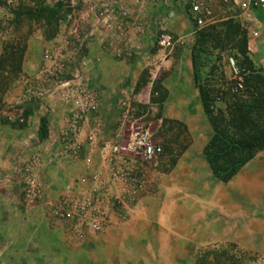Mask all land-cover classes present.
<instances>
[{
  "label": "rangeland",
  "instance_id": "obj_1",
  "mask_svg": "<svg viewBox=\"0 0 264 264\" xmlns=\"http://www.w3.org/2000/svg\"><path fill=\"white\" fill-rule=\"evenodd\" d=\"M55 1L0 0V161L8 157L9 143L19 138L13 131L28 126V117L23 127L19 124L24 121L18 120L32 112V103L19 102L32 97L24 69L34 58L42 61L50 49L45 39L55 29L51 23L55 17L43 7ZM216 14L222 19L215 29L237 26L230 46L237 47L250 30L258 31L246 52L252 67L264 74V10L253 12L248 21L226 17L219 10ZM226 19L229 22H222ZM149 25L150 44L141 58L145 65L135 95L116 111L119 134L112 142L122 156L123 198L112 197L109 224L92 231L80 217L65 219L62 205L53 202L46 210L54 228L46 231L29 212L39 198L28 196L27 166L16 171L0 168V179L12 172V177L0 181V264H264V148L231 179L222 181L212 174L202 154L212 128L194 81L195 29L179 8ZM217 30H211L213 37H219ZM161 33L175 41L172 49L163 50L162 59L156 56ZM206 39L197 61L198 82L229 90L232 80L239 78L244 89L245 79L228 56L231 50ZM63 42L68 54L76 41L68 37ZM135 132H146L162 152L145 158L129 150ZM82 186L81 196L96 192L89 182Z\"/></svg>",
  "mask_w": 264,
  "mask_h": 264
},
{
  "label": "crops",
  "instance_id": "obj_2",
  "mask_svg": "<svg viewBox=\"0 0 264 264\" xmlns=\"http://www.w3.org/2000/svg\"><path fill=\"white\" fill-rule=\"evenodd\" d=\"M104 1L107 0H79L76 3L78 7H87L94 2L99 7ZM121 2L129 10V19L126 20L130 25L127 22L125 24L127 30L123 33L97 30L85 43L83 55L87 57V64L81 67V77L91 90L98 92L99 100L95 110L88 117L81 116L76 126H71V119L80 98L76 95L71 101H66L63 95L67 85L74 82L71 79L72 71L66 69L59 77H48L42 73L40 62L48 65L50 61L40 59L38 63L37 58L24 69L29 74L28 89L32 91V97H21L19 102L32 103V112L27 116L28 126L13 131L19 134V138L9 143L8 157L0 161V168L11 171L23 166L29 168V183L34 184L39 193L41 190V195L36 197L39 199L35 200L29 212L37 217L40 224L44 223L46 231L54 228L48 223L49 213L46 209L49 204L55 202L65 207L69 202L81 201L79 191L83 186L80 179L84 176L86 178L88 175L90 180L97 177L100 193L109 195L110 199L115 196L123 198L119 191L122 156L112 142V137L119 134L115 125L120 116L116 111L120 103L125 105L126 100L135 95L134 90L145 65H142L141 58L147 50L145 46L150 44L149 24L159 20L160 16L164 17V12L155 5H144L140 0ZM60 3V12L55 15V21L51 22L55 29L45 41L54 54L56 49H63L58 56L64 59L67 54L64 53L66 45L63 41L70 36L66 35V28L60 22L63 10L68 8ZM52 5L54 3L49 6ZM137 19L141 27L132 28V23L136 25ZM91 22L93 20L87 26L82 23L80 35L91 27ZM163 50L161 47L157 50L156 56L160 59L164 55ZM37 90H40L39 95L35 94ZM43 116H46L48 122L47 136L39 140L40 120ZM95 123L99 133L95 147L90 148L86 143V132ZM89 157L91 160L88 162ZM129 158L133 161L132 155ZM10 170L2 175L1 182L6 181V177H12ZM110 205L106 204V208L109 209Z\"/></svg>",
  "mask_w": 264,
  "mask_h": 264
},
{
  "label": "built area",
  "instance_id": "obj_3",
  "mask_svg": "<svg viewBox=\"0 0 264 264\" xmlns=\"http://www.w3.org/2000/svg\"><path fill=\"white\" fill-rule=\"evenodd\" d=\"M68 8L63 10L60 22L66 28L67 34L74 37L75 43L73 48L68 52L64 59L59 58L61 48L55 50V54L46 50L43 54V60L50 61L48 65L42 64V73L48 77H59L66 69L72 71L74 82L72 85H67L63 95L64 99L71 101L76 95L80 101L78 107L71 119V126H76L81 116L88 117L89 113L95 110L99 94L95 90H91L87 82L81 77V67L87 64L86 57L83 55L85 51L86 40L91 37L97 30H115L123 33L127 30L126 19H129V10L121 0H107L100 3L98 7L94 2L87 7H78L79 0H59ZM82 1V0H81ZM144 5H155L160 8L163 15L172 14V11L179 8L185 13L188 21L193 25V29H199L207 25L213 24L222 18H218L216 11L225 14L226 17L235 16L242 20L248 21L251 14L255 11L264 10V0H140ZM7 3H10L7 1ZM224 19V18H223ZM91 22V27L83 34H79L82 23ZM130 25V23H129ZM141 25L138 22L136 25L132 23V28L138 29ZM194 30L191 31L193 34ZM258 36V31L252 29L247 35L248 47L255 44ZM157 43L159 47L172 49L175 41L168 33L158 35ZM58 53V54H57ZM232 61L234 60L231 57ZM234 63V61H233ZM98 126L91 127L86 132V143L90 148L95 147L98 135ZM129 150L141 154L145 158H153L162 152L160 145L152 144L146 132H135L127 147ZM88 162L91 158H87ZM89 164V163H88ZM26 169L29 171L28 167ZM119 180H124V173L121 172ZM88 177V175H87ZM82 177L81 184L89 182L95 189V193L91 192L81 197V201H74L72 204L63 207L62 216L68 220H75L77 217L82 218L90 230L99 232L102 231L109 223L107 220V206L112 204V199L109 195L100 193L98 187L99 181L97 177L93 179ZM127 178V177H126ZM29 180V177H28ZM28 196L33 199L39 196V190L34 184H30ZM121 200V198H120Z\"/></svg>",
  "mask_w": 264,
  "mask_h": 264
},
{
  "label": "trees",
  "instance_id": "obj_4",
  "mask_svg": "<svg viewBox=\"0 0 264 264\" xmlns=\"http://www.w3.org/2000/svg\"><path fill=\"white\" fill-rule=\"evenodd\" d=\"M60 4L56 2L43 8L54 19L60 12ZM230 19L222 22L227 23ZM218 23L220 22L194 30L192 62L202 109L212 128V135L203 147L202 154L212 174L222 181H227L235 176L258 150L264 148V74L252 67L246 52L247 37L243 38L237 47L235 44L230 46V41L236 39L237 26L231 24L223 31L215 29ZM211 30H217L219 37H213L215 32ZM210 37L211 40L219 42L222 50L233 51L229 52L228 56L234 59L238 76L242 75L245 79L244 89L239 78L232 80L229 90L211 86L207 82H198L201 71L197 61L204 51L205 42H209L206 38ZM249 80L253 82L252 85L247 84ZM240 90L246 92L237 94ZM243 95L247 98L243 99ZM29 114L30 111L25 112L23 119L18 117V120L26 121ZM25 121L19 125L25 126ZM47 126L46 116H43L40 120L39 140L46 138Z\"/></svg>",
  "mask_w": 264,
  "mask_h": 264
}]
</instances>
